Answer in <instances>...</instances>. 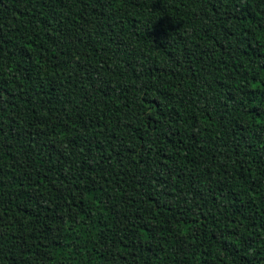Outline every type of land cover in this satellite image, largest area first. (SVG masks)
<instances>
[{
	"label": "trees",
	"instance_id": "obj_1",
	"mask_svg": "<svg viewBox=\"0 0 264 264\" xmlns=\"http://www.w3.org/2000/svg\"><path fill=\"white\" fill-rule=\"evenodd\" d=\"M0 264H264V0H0Z\"/></svg>",
	"mask_w": 264,
	"mask_h": 264
}]
</instances>
